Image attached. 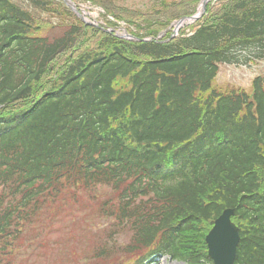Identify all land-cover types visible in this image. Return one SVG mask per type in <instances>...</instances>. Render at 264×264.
I'll return each instance as SVG.
<instances>
[{"label":"trees","instance_id":"1","mask_svg":"<svg viewBox=\"0 0 264 264\" xmlns=\"http://www.w3.org/2000/svg\"><path fill=\"white\" fill-rule=\"evenodd\" d=\"M82 1L138 40L63 0H0V264H29L43 212L83 197L109 222L85 260L212 264L205 236L233 208L234 264H264V79L213 87L221 64L264 61V0H210L161 38L201 0Z\"/></svg>","mask_w":264,"mask_h":264},{"label":"rangeland","instance_id":"2","mask_svg":"<svg viewBox=\"0 0 264 264\" xmlns=\"http://www.w3.org/2000/svg\"><path fill=\"white\" fill-rule=\"evenodd\" d=\"M162 1L169 2L173 0H116V4L127 9H138L145 12L155 9ZM73 2L79 5L90 18L102 22H106V19L114 20L113 17L105 13L101 6L82 0H73ZM54 19L56 20V18ZM113 22L117 24L115 31L112 32L116 36L121 37L125 32H129L128 30H122L127 29V25L123 21ZM186 25L184 23V26ZM257 76L264 79L263 60L246 65L225 63L219 66L218 73L213 81V87L220 90L242 88L250 92L253 79ZM83 199L88 202L84 204L64 198L56 201L43 212L40 223L46 226L51 223V225L45 230L47 236L45 243L33 250L32 255L29 257V264H122L131 260L129 256H122L120 252L113 253L106 261L100 260L101 263L99 260L84 259L90 256V252L99 243V237L104 235L103 230L109 225V222L97 214L92 202H89L86 197H83ZM126 239L127 234H122L118 242H123ZM159 264L187 263L164 257L161 258Z\"/></svg>","mask_w":264,"mask_h":264},{"label":"water","instance_id":"3","mask_svg":"<svg viewBox=\"0 0 264 264\" xmlns=\"http://www.w3.org/2000/svg\"><path fill=\"white\" fill-rule=\"evenodd\" d=\"M66 4L82 18L87 21L81 13L77 11L71 0H64ZM208 0H202L199 11L189 17H183L174 24L177 31L184 23L194 21L200 17L205 10V4ZM130 37V36H128ZM234 215L233 208H225L221 214L213 221L212 227L205 237L208 248V255L212 259L213 264H234L237 246L240 242V234L238 226L232 221Z\"/></svg>","mask_w":264,"mask_h":264}]
</instances>
